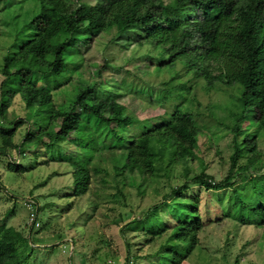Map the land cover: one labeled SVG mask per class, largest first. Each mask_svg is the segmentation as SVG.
Listing matches in <instances>:
<instances>
[{"label":"trees","instance_id":"trees-1","mask_svg":"<svg viewBox=\"0 0 264 264\" xmlns=\"http://www.w3.org/2000/svg\"><path fill=\"white\" fill-rule=\"evenodd\" d=\"M27 1L30 6L19 12L25 9L30 13L21 36L29 33L19 40L15 52L3 57L0 86L3 91H11L9 99L18 93L33 97L24 110L32 109V114L26 115L27 119L32 117L37 133L28 131L25 140L35 138L42 143L44 135L48 136L47 145L63 140L78 150L76 155L77 150L72 151V158L78 159L72 162L77 164L70 185L72 196L83 198L89 191L91 175L102 172L100 167L92 166L94 157L102 151H108L114 161V175L120 177L123 185L135 186L140 194L146 175L168 176L171 167L180 162L187 174L189 161L196 156L194 149L200 132L196 116L200 110L191 106L194 97L183 99L170 113L164 112L166 118L161 117V121L148 115L137 117L127 104L120 103L123 95L107 80L109 76L103 77L112 68L109 62L90 72L93 64H86L84 52L101 34L115 29L114 41L124 39L125 48L131 44L137 45L136 49L145 46L134 60L154 58L158 67L180 64V70L170 77L172 85L163 88L164 95L172 89H185L187 93L190 83L200 78L207 89L216 84L231 90L234 100L224 105L225 111L231 113L237 105L243 111L234 123L221 121L230 131L232 152L228 169L221 178L202 169L198 174H187V180L209 190L232 189L227 205L217 200L222 213L216 221L230 218L254 228L263 225L264 151L259 144L264 142V0H96L92 4L74 0H0L1 10ZM181 70L190 72L188 81L174 83ZM83 74L88 78H83ZM74 75H78V87L74 86L68 96L63 86L71 84ZM148 97V101H153L151 94ZM6 110L7 105L0 101V115L5 116ZM57 111L63 115L62 121L75 119L80 126L62 138L58 132H48L57 123L53 120ZM16 118L14 127H0L4 147L12 144L17 125L26 121ZM8 168L24 173L31 165L19 166L10 161ZM102 182L107 179L102 178ZM1 184L0 181V189ZM190 185L184 182L170 188L163 202L144 212L142 216L147 221L133 218L127 224L137 223L144 241L170 229L154 254L156 264H180L197 246L198 234L206 223L197 196L187 198ZM90 202L94 209L95 203ZM29 204L31 207H26L30 221L31 213L38 218L40 206L36 199ZM162 205L169 206L167 218H163L164 210L159 211ZM2 223L0 220V264H29L32 247L28 253L19 251L25 236ZM30 224L31 231L35 226ZM124 230L121 229L123 236ZM126 246L124 263H136L142 256L131 252L130 242ZM106 264L115 262L109 260ZM231 264L247 263L236 257Z\"/></svg>","mask_w":264,"mask_h":264},{"label":"rangeland","instance_id":"rangeland-1","mask_svg":"<svg viewBox=\"0 0 264 264\" xmlns=\"http://www.w3.org/2000/svg\"><path fill=\"white\" fill-rule=\"evenodd\" d=\"M74 1L92 4L96 0ZM26 6H30L28 1L13 4L2 11L3 3L0 2V70L3 57L15 52L19 40L26 38L29 33L26 31L21 36L22 25L30 13L25 9L19 12V9ZM114 34L115 29L104 32L92 42L90 50L84 52L86 64H93L89 67L90 72L104 62H109L112 68L106 70L103 77L109 76L107 80H111L123 95L119 99L120 103L127 104L137 117L148 115L161 121V117L166 118L164 112L170 113L183 99L194 97L191 106L200 110L196 116L200 132L194 149L196 156L189 161L187 174H198L203 169L214 178L223 177L229 166L232 149L229 146L230 131L221 121L234 123L243 111L239 105L232 107L231 113L225 111L224 105L228 106L234 100L231 90L216 84L207 89L204 80L200 78L190 81L191 90L187 93L185 89L178 92L172 89L164 95L163 88H169L170 77L180 70V64L158 67L154 58L134 60V56L139 55L145 46L136 49L138 46L131 44L127 49L124 39L114 41L117 38ZM180 74L174 83L188 81L190 72L181 70ZM77 77L74 75L71 84L69 82L63 86H66L68 96L74 86L78 87ZM82 77L88 78V75ZM1 79L0 73V82ZM138 89L143 91H134ZM148 94H151L153 101H148ZM10 95V90L6 88L3 91L0 86V101L7 105L5 116L0 115V127H14L16 117L25 118L26 121L17 125L9 147L1 145L0 135V220L4 227H14L25 236L26 241L19 244V251L28 253L29 247H32L29 264H106L109 260L115 264H125L127 241L132 244L131 252L143 257L137 258L134 264H156L157 257L154 254L164 243L170 229L150 241H144L140 236V226L137 223L127 224L133 218L147 221L142 216L144 212L163 202V196L170 188L184 182L191 184L189 192H186L187 198L197 196L201 216L209 222L203 221L206 224L198 234L197 246L180 264H231L236 257L247 264L264 263V223L254 228L230 218L216 221L222 213L217 208V200L227 205L232 199V189L209 190L192 184L187 180L185 166L181 162L171 167L168 176L146 175L141 187L143 193L140 194L135 186L123 185L120 177L114 175V161L108 151L99 152L92 166L100 167L102 172L91 175L89 191L83 198H75L70 185L73 168L77 165L72 162L78 160L72 158V151L77 149L63 140L47 145L48 136L44 135L42 143H37L35 138L25 140L28 131L32 135L33 132L37 133L32 117L30 120L26 115H31L32 109L24 110L26 103L31 102L33 97L18 93L9 99ZM156 98L158 101L154 100ZM53 116L57 123L48 132H58L61 138L80 126L75 119L62 121L64 117L59 111L54 112ZM259 146L264 151V142ZM22 152H25L24 155ZM78 153L77 150L74 154ZM10 161H15L19 166L31 165V168L24 173L13 171L8 168ZM102 178L107 179V182H102ZM32 199H36L40 206L37 218L40 226L30 231L31 222L25 204ZM90 201L95 203L94 209ZM168 209L166 205L159 208V211L164 210L163 218L168 217ZM121 229H125L124 236Z\"/></svg>","mask_w":264,"mask_h":264},{"label":"built area","instance_id":"built-area-1","mask_svg":"<svg viewBox=\"0 0 264 264\" xmlns=\"http://www.w3.org/2000/svg\"><path fill=\"white\" fill-rule=\"evenodd\" d=\"M30 202H31V201H28V202H26V204H25V205H27L29 208L31 207L30 204H29ZM30 222L33 223L35 227L39 226V221L36 219L35 214H32V213H31ZM129 264H131V263H129Z\"/></svg>","mask_w":264,"mask_h":264}]
</instances>
